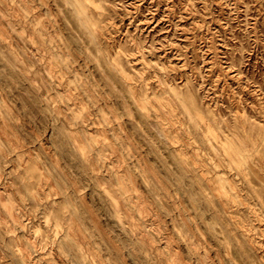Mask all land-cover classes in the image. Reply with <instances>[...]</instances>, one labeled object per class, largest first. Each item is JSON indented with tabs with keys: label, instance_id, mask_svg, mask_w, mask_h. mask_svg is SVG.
<instances>
[{
	"label": "rangeland",
	"instance_id": "1",
	"mask_svg": "<svg viewBox=\"0 0 264 264\" xmlns=\"http://www.w3.org/2000/svg\"><path fill=\"white\" fill-rule=\"evenodd\" d=\"M80 3L94 35L66 0H0V264H76L60 244L68 229L96 264H264V0ZM186 99L206 122L191 123ZM86 135L103 153L94 169ZM172 147L194 160L212 205L194 200ZM123 172L150 206L123 213L145 221V260L111 203Z\"/></svg>",
	"mask_w": 264,
	"mask_h": 264
},
{
	"label": "bare ground",
	"instance_id": "2",
	"mask_svg": "<svg viewBox=\"0 0 264 264\" xmlns=\"http://www.w3.org/2000/svg\"><path fill=\"white\" fill-rule=\"evenodd\" d=\"M66 1L74 4L77 17L80 19L81 23L84 25V27L87 29V31H89L91 34L94 35V29L92 28V24H91L90 20L86 17V12L80 3V0H66ZM0 34H1V30H0ZM116 64L118 65L117 68L118 69L120 68L121 72H124L123 67L120 66L118 63H116ZM170 90H171V88H170ZM129 91L132 94L133 99L135 100V103L137 104V107L139 109L141 117L144 119H147V114L144 112V109L146 108V103H147L146 98L145 97L144 98H137L134 90L130 89ZM173 94L176 96L178 95L177 92H174V90H173ZM160 103L163 104L162 101H160ZM181 106L184 109V111L189 115V117L191 119V123L195 127H198V124L200 122H206L205 119L203 118V116L200 114V109H199L198 105L193 100H191V99L182 100ZM85 115H86V113L84 112V116ZM170 118L173 120V116H171ZM155 124H156L157 129H159L162 132H166V128L164 126H162V124H160V123H155ZM207 127H208L207 128L208 129L207 130L208 135L206 136V138H207L206 140L209 141L210 135L213 134V130L211 127H209V125ZM63 132L66 135V139H68V138L70 139L71 133L66 131V130H64ZM84 137L88 143V147H90V153L84 154L83 160H84V163H86V165H88L94 169V166L102 161L103 153H102V150L98 149L99 148L98 146H95V144H94L95 142L93 141L92 136L86 135ZM223 147H224L225 151L228 153L231 161H233V162H238V161L244 162V164L246 165L245 169H246L247 175L254 174V171L250 170V168H249L251 166V163L248 160V157L250 154L245 152L243 145L239 146V143H236L235 141H229ZM0 151H2L1 138H0ZM172 154H174L175 157H177L179 159V162L181 163V166L183 168V172H182L183 179H185V180H186V178L189 179L188 189L191 191L193 197L195 198L194 200H198V198H196V194H198L209 205H212L213 201L210 199V197L208 196V193L206 192L208 181L203 176H201L198 172L194 171L191 167V163L194 160L190 159L189 157H186V156H183L181 154L176 153V149L173 147H172ZM115 177H116L115 184H117L116 192L121 196L120 200H118V201L112 200L111 201L112 206L114 207V214L119 219V220L117 219V223H120V225H123L124 227H125L126 223H129L128 232L130 234L134 235L133 238L132 237L129 238V242H131L133 244L135 251L137 252L136 253L137 257L139 259L145 260L144 252L147 251L148 244H149V240L147 239L148 238V236H147L148 231L145 227V221L140 220V222L136 223V222H133L131 220H127L128 218L125 219L123 217V213H124L125 209H136L140 212V211L145 210V209L148 210V208H150V206L148 204L142 205L140 203V200H141L140 195L133 193L135 190V185L133 183V180H132L129 172H123L121 174H116ZM95 178L97 181H99L98 176H95ZM220 182L222 183V181H220ZM184 183H186V185H187V182L183 181V186H185ZM226 187L227 186H226L225 182H223L222 188L226 189ZM150 188H152V187H150ZM154 190L156 191L155 188H154ZM129 191H133V192L128 194ZM36 198H37V196L35 197V199ZM72 215L79 218V214L75 211H73ZM15 223H17L16 225L19 228H23L25 226V222L22 218L16 217ZM79 231H81V229H78V232ZM138 243H139V246H138ZM60 244H64V245L66 244L68 246H71V247H74L77 249L78 258H77L76 264H96L99 261L100 256H98V254L93 253V256H94L93 258H91L90 256L87 255L89 250H87L86 248H85L86 250L83 249L82 242L79 241V239H77V237L73 234L71 229H68L65 232L64 236L60 240ZM16 245L18 246V243H16ZM109 245L119 254V256L121 255L119 253V248L116 245H113L111 242L109 243ZM31 246L34 247L35 245L32 243ZM190 247L192 249H194L196 247L193 240L190 242ZM88 249H90V248L88 247ZM18 251L19 252H16L18 259L20 261H22L23 263H26L27 262L26 258H25L26 251H23L20 247H19ZM93 252H95V249ZM162 256H163V253L161 252L160 257H162ZM200 261H201V264H209L207 259L204 256L201 257ZM169 264H184V260H182L181 258H179V260L175 259L172 262H170Z\"/></svg>",
	"mask_w": 264,
	"mask_h": 264
}]
</instances>
